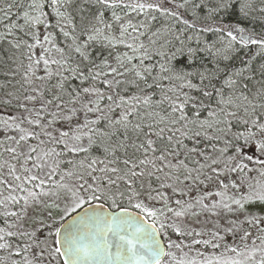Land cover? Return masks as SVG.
<instances>
[{
	"label": "snow or ice",
	"instance_id": "snow-or-ice-1",
	"mask_svg": "<svg viewBox=\"0 0 264 264\" xmlns=\"http://www.w3.org/2000/svg\"><path fill=\"white\" fill-rule=\"evenodd\" d=\"M0 264H264V0H0Z\"/></svg>",
	"mask_w": 264,
	"mask_h": 264
},
{
	"label": "trees",
	"instance_id": "trees-1",
	"mask_svg": "<svg viewBox=\"0 0 264 264\" xmlns=\"http://www.w3.org/2000/svg\"><path fill=\"white\" fill-rule=\"evenodd\" d=\"M257 30L260 31L261 30V25L260 24H256L255 25ZM211 39H215L214 37H212ZM255 53V48L252 47L250 49H242L240 50L237 54H236V57L230 62L231 64H239L240 63V59L243 58V59H247L248 57L254 55ZM257 62H260L259 61V57L257 58ZM205 63H207V61H205ZM209 67H211V65L209 64ZM204 216H201L200 219H202ZM57 219H59V217H57ZM210 220V223H209V226L205 224V226L203 227L205 230H211L212 228V218H209ZM204 220H200L201 223H204L203 222ZM175 238V237H173ZM237 243H239V241H237Z\"/></svg>",
	"mask_w": 264,
	"mask_h": 264
},
{
	"label": "rangeland",
	"instance_id": "rangeland-1",
	"mask_svg": "<svg viewBox=\"0 0 264 264\" xmlns=\"http://www.w3.org/2000/svg\"><path fill=\"white\" fill-rule=\"evenodd\" d=\"M201 218V217H200ZM198 219L197 221H193L192 223H194L195 224V226L197 227V228H203L204 226H205V224L206 225H208L209 226V223H210V220L208 219V221L205 223V217H203L202 219L204 220L203 222L204 223H201L200 222V220H202V219ZM203 226V227H202Z\"/></svg>",
	"mask_w": 264,
	"mask_h": 264
},
{
	"label": "water",
	"instance_id": "water-1",
	"mask_svg": "<svg viewBox=\"0 0 264 264\" xmlns=\"http://www.w3.org/2000/svg\"><path fill=\"white\" fill-rule=\"evenodd\" d=\"M73 215H76V213H74Z\"/></svg>",
	"mask_w": 264,
	"mask_h": 264
}]
</instances>
